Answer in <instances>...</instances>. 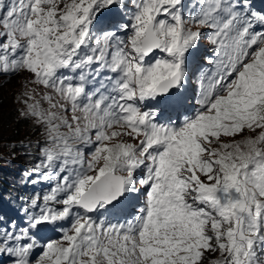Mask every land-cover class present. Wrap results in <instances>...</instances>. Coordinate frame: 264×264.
<instances>
[{
	"label": "snow or ice",
	"instance_id": "1",
	"mask_svg": "<svg viewBox=\"0 0 264 264\" xmlns=\"http://www.w3.org/2000/svg\"><path fill=\"white\" fill-rule=\"evenodd\" d=\"M21 74L0 264H264V0H0Z\"/></svg>",
	"mask_w": 264,
	"mask_h": 264
},
{
	"label": "trees",
	"instance_id": "2",
	"mask_svg": "<svg viewBox=\"0 0 264 264\" xmlns=\"http://www.w3.org/2000/svg\"><path fill=\"white\" fill-rule=\"evenodd\" d=\"M2 97L0 98V104L2 101ZM7 117L9 118L7 121L3 120L0 122V132L5 125L6 128H10L12 126V129L10 128V134L7 135L9 137L7 141L9 140V143L15 142L19 147L18 148V158L17 161L14 163H11L10 166L8 165H1L0 163V182L3 180V175L6 176H18L21 175L24 169L32 167V165L36 162L35 160V144L37 140L39 139L38 136V131H35V127L30 126V122L27 119L24 118H19L17 117L16 113L12 114L11 113H3L2 116H0V119L2 120V117ZM6 118V119H7ZM5 119V118H4ZM21 134V137H18V135ZM1 133H0V147H2L3 143H5V140H1ZM32 144V145H30ZM5 183V184H4ZM7 182H2V186L6 185ZM14 200H17L18 197L15 194L14 191Z\"/></svg>",
	"mask_w": 264,
	"mask_h": 264
},
{
	"label": "rangeland",
	"instance_id": "3",
	"mask_svg": "<svg viewBox=\"0 0 264 264\" xmlns=\"http://www.w3.org/2000/svg\"><path fill=\"white\" fill-rule=\"evenodd\" d=\"M26 76L24 74H21L20 76H17L15 78H12L10 80L4 79L0 81V98L2 97V101L0 104V116H2L3 113H11L17 115V117L22 118L19 114V111L22 109V104L20 103V98L22 96V93L24 91H26ZM28 87L30 88L31 85H28ZM3 119H0V122H2L3 120H8L9 118L2 117ZM5 118V119H4ZM7 118V119H6ZM30 122V126H33V123L28 120ZM12 129V126L10 127ZM10 128H6V126L4 125L2 130H1V140H5V143H3L2 147H0V163L1 165H8L10 166L11 163H14L15 161H17L18 158V148H22L19 147L17 144H15V142H11L9 143V140L7 141V139L9 137H7L8 134H10ZM38 130L35 127V131L37 132ZM18 137L22 138V135L19 134ZM32 145V144H30ZM31 168L26 169L25 172L22 174V184L26 185L25 181V176L24 174L28 171H30ZM16 188L17 186L14 185ZM34 187V186H33ZM23 186L20 187V189H22Z\"/></svg>",
	"mask_w": 264,
	"mask_h": 264
}]
</instances>
